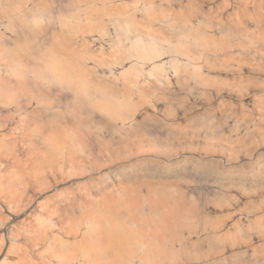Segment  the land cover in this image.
<instances>
[{"label": "bare ground", "instance_id": "6f19581e", "mask_svg": "<svg viewBox=\"0 0 264 264\" xmlns=\"http://www.w3.org/2000/svg\"><path fill=\"white\" fill-rule=\"evenodd\" d=\"M261 134L264 0H0V264H264Z\"/></svg>", "mask_w": 264, "mask_h": 264}, {"label": "rangeland", "instance_id": "374dc122", "mask_svg": "<svg viewBox=\"0 0 264 264\" xmlns=\"http://www.w3.org/2000/svg\"><path fill=\"white\" fill-rule=\"evenodd\" d=\"M261 136H264V134H261ZM261 151V153H260V156H261V162H260V166H262L261 167V201L264 199V144L263 143H261V147H260V150H259V152ZM258 153V152H257ZM257 156V155H256ZM250 162H254V161H252L251 159L250 160H248L247 161V163H250ZM252 163H250V164H248L249 166L247 167V169H245V172H246V174H245V179H243V174H240V172H238L237 170L236 171H234L232 174V176H229V179L231 180V182L233 183V185L234 186H239L240 185V182L241 181H245V185H246V187L248 188V189H251L252 190V188H253V185H254V183H255V178H254V176H253V174H252V171L254 170V169H256L255 167H257V162H254L255 163V165H254V163L252 164ZM254 165V166H253ZM251 166H253V168L251 167ZM192 167V166H191ZM193 168H195V167H192L191 169L193 170ZM253 169V170H252ZM195 171H196V169H195ZM199 172L200 171H202V170H198ZM221 171V170H220ZM194 172V171H193ZM263 174V175H262ZM262 208H263V210H264V206H261ZM262 240H261V244H262ZM261 254L262 253H264V248L261 246Z\"/></svg>", "mask_w": 264, "mask_h": 264}]
</instances>
